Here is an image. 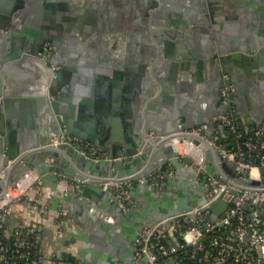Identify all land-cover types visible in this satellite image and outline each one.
<instances>
[{"label": "water", "instance_id": "95a60500", "mask_svg": "<svg viewBox=\"0 0 264 264\" xmlns=\"http://www.w3.org/2000/svg\"><path fill=\"white\" fill-rule=\"evenodd\" d=\"M165 1L148 4L160 14L172 2ZM192 4L184 5V16H178L188 27L179 33H185L183 39L171 33L164 46L165 35H156L167 64L157 48L131 42L116 53L125 69L113 75L121 80L86 83L87 77L78 76L81 83L72 84L77 51L84 56L98 49L106 55L118 51L91 38L101 13L91 11L89 21L96 27L87 34L74 29L71 0H0V75L5 81L4 90L0 88V198L10 186L34 176L23 197L40 205L34 211L38 222L58 225L72 262L135 264V241L146 227L167 218L174 222L208 202L209 175L220 183L264 189V166L260 177L240 169L242 182H234L212 164V147L219 152L227 145L210 142L221 130L230 144L238 145L229 141L233 133L227 123L220 124V116L239 119L246 132L264 124V0ZM165 15L161 18L177 24L176 16ZM143 33L151 37L149 30L140 29V41ZM46 41L56 46L50 54L42 46ZM21 66L31 67L28 75L20 73ZM226 83L232 85L228 101L222 92ZM99 105L123 116L111 123L102 116L97 128L90 114ZM202 124L207 127L200 134L191 132ZM63 134L90 140L106 157L95 159L81 147L60 142ZM176 140L189 141L191 149L181 152ZM168 168L174 173L166 176L163 187L140 180L157 175L160 181ZM125 181L132 182L126 192L112 186ZM229 205L221 196L211 201L210 220L224 217ZM62 209L69 220L59 225ZM174 241L180 243L177 237Z\"/></svg>", "mask_w": 264, "mask_h": 264}, {"label": "built area", "instance_id": "2783aa9c", "mask_svg": "<svg viewBox=\"0 0 264 264\" xmlns=\"http://www.w3.org/2000/svg\"><path fill=\"white\" fill-rule=\"evenodd\" d=\"M43 47L48 54L53 51L49 41L45 42ZM224 76L227 77V74ZM231 89L232 85L229 83L222 88L225 101L229 100ZM236 119L219 117L220 124H228L238 145L220 149L218 156L221 161L230 164L236 174L242 176L239 170L248 169L250 175L260 177V169L264 166V124L244 135L239 130ZM206 127V124H202L192 128L191 132L200 134L201 129ZM241 137L245 138L242 145L239 141ZM60 142L81 147L85 155L95 159L106 157L90 140L74 134H63ZM210 142L216 146L220 145L217 135L215 140ZM198 156L196 168L197 180L200 181L202 176L199 172L203 169V157L201 153ZM255 156L260 157L261 161H256ZM173 173V169L168 168L163 171L160 181L156 180L157 175L144 176L140 180L152 181L163 187L166 176H172ZM131 184V181L115 182L112 186L121 187L123 192H126ZM207 184L210 186L207 203L184 212L174 222L170 223L167 218L141 232L135 241V264H173L177 258L182 260L183 254L192 257L197 264H264V189L251 190L231 183H220L211 175ZM24 194L22 192L14 195L8 191L0 198V232L7 237L14 236L18 239L15 252L9 258L2 253L6 264H41L44 259L41 252L33 250L35 242L39 241V225L26 223L11 230L3 225L5 219L13 212L11 204L16 203ZM219 196L230 205L224 217L212 222L210 202ZM245 204H248L247 208L244 207ZM39 208L38 203L31 205L33 211ZM67 212V209L61 210V216L57 220L59 225L68 221ZM175 237L179 239V244L174 241ZM3 249L4 246L0 242V251Z\"/></svg>", "mask_w": 264, "mask_h": 264}, {"label": "crops", "instance_id": "0c3cea01", "mask_svg": "<svg viewBox=\"0 0 264 264\" xmlns=\"http://www.w3.org/2000/svg\"><path fill=\"white\" fill-rule=\"evenodd\" d=\"M97 45H101L102 47H106V44H97ZM108 47V46H107ZM110 48H113V46H109ZM101 48V47H100ZM118 49V51L116 50V52L120 53L121 52V46H117L116 47ZM101 49L95 50L93 55L90 54H86V56L83 55V53L78 52L79 55L78 57L73 58L74 59V63L72 64L73 67H71L72 70V74H73V78L70 80L72 84H77L78 82L81 83V81L76 80V77H87L86 79H89L86 81V83H92V79H94V81L96 82H100V81H108V80H121L120 78H116L113 75L114 71H122L125 69V65H122L121 60L122 58L120 56H116L114 55V57L112 55H107L106 56H102L103 53L100 52ZM12 51V50H10ZM109 53H112L111 51H109ZM111 56V57H109ZM72 59V60H73ZM69 60V61H72ZM127 65V64H126ZM23 68V69H22ZM31 67L29 66H21V70L20 73L22 74H27L28 75V70ZM109 78V79H108ZM91 79V80H90ZM0 88L2 89V91L4 90V79L2 74L0 75ZM61 86V85H60ZM135 85H132V88H134ZM22 88V87H21ZM136 88V87H135ZM173 90V89H172ZM174 94H176L178 96V100L181 99V93L178 91L174 90ZM23 95H27V93H24ZM33 95V94H32ZM179 102V101H177ZM100 106V105H99ZM102 106V105H101ZM97 107L92 109V113L90 114V116L93 117V120L96 127L100 128L101 126H98L97 122L99 121V119H101V117L103 116L104 119H107L108 121L113 122V118L114 117H122L123 115L120 114H114V110L108 109L107 107ZM79 117H86L84 112H80L78 111L76 113ZM13 119H11L12 121ZM102 123V122H101ZM126 123V122H123ZM242 123V122H241ZM16 124L18 126H20L21 124L19 123V120L16 122ZM245 123H242V125L244 126ZM113 126H109L110 129H112ZM121 129H124V127L121 126ZM216 135H217V142L218 144L222 145H227L228 147L234 146L232 144H230L226 137L223 135L221 130H217L216 131ZM231 140H235V137L233 135L232 138H230L229 141ZM237 142V140H235ZM214 146V145H212ZM213 148L212 151V161H213V166H219L220 170L224 172V174L226 176H228L229 178H231V180H233L234 182H242V176L236 174L234 172V169L232 168V166L230 164H227L226 162H223L220 160L218 154L219 152H216L215 148ZM181 152H185V150H181ZM217 163H219L217 165ZM34 176L28 177V179H23L22 181L19 182L18 187H14V186H10L9 187V191L10 193L17 195L19 193L24 194V192H26L30 186L33 185V179ZM47 194L49 192V189L45 188ZM17 190V191H16ZM43 216L46 218L49 216V210L48 207L45 206L44 207V211H43ZM58 220V219H57ZM67 220H69L67 218ZM71 220V219H70ZM37 222V216L35 214V212L31 209V205L29 204V200L27 197H22L21 199H18V201L15 204V208L13 209V212L5 219L4 221V227L7 228L8 230H11L17 226L26 224V223H35ZM58 223V221H56ZM40 234H39V246H40V251L44 256V259L42 261L41 264H82V262L80 261H70L67 258L68 252H70L71 249H69L68 247L64 246L63 244V238L59 237V232H61L58 229V225H50L48 223H40ZM72 229V227H68V230Z\"/></svg>", "mask_w": 264, "mask_h": 264}, {"label": "flooded vegetation", "instance_id": "af4514ba", "mask_svg": "<svg viewBox=\"0 0 264 264\" xmlns=\"http://www.w3.org/2000/svg\"><path fill=\"white\" fill-rule=\"evenodd\" d=\"M73 3V9H71V21L74 23V29L84 30L86 33L93 29L92 22L89 21L92 12L101 13V23L97 25V31L91 35L94 39L93 42L96 44H106V46H126L129 43H146L148 46L157 48L158 55L165 56V54L158 51L160 40H157V34H164L163 45L167 44L168 40L171 39L170 34H175L176 37L183 39L184 34H179L181 31H187L186 21L180 23L178 16H184L187 10L184 5L194 6L188 0H166L165 2H171L165 5V8H161L160 14L156 13V6H150L148 3L150 0H71ZM156 1V0H151ZM218 2V1H217ZM217 2L214 4L217 6ZM169 14L170 18L175 19L177 24H172L166 21V18H161ZM199 14V13H198ZM158 15V16H157ZM163 15V16H162ZM171 20V21H172ZM96 27V26H94ZM149 30L151 37L144 34V41H140L137 35L139 30ZM98 32V33H97ZM75 33V32H72ZM97 35H96V34ZM129 34L124 37L122 34ZM88 34V33H87ZM132 34V35H131ZM130 36V37H129ZM132 36V37H131ZM128 37V38H127ZM86 38V37H84ZM90 37H88L89 39ZM87 40V38H86ZM47 42V41H46ZM150 42V43H148ZM53 50L56 46L52 43ZM150 44V45H149ZM43 46V44H42ZM66 53V52H65ZM115 53V54H114ZM109 53L108 55H116L117 52ZM102 56H106V52ZM117 56V55H116ZM165 64L169 62V59L165 60Z\"/></svg>", "mask_w": 264, "mask_h": 264}, {"label": "trees", "instance_id": "16d2710c", "mask_svg": "<svg viewBox=\"0 0 264 264\" xmlns=\"http://www.w3.org/2000/svg\"><path fill=\"white\" fill-rule=\"evenodd\" d=\"M236 120L239 124V130L242 131L244 135H247L249 132H246L241 121L239 119H236ZM239 141L241 142V145H242L243 141H244V137H241L239 139ZM254 158L256 161H259V162L261 161L260 157L255 156ZM35 224L40 226V222H38V221L35 222ZM221 229L223 230V228H221ZM33 239L35 240L36 237H33ZM17 241H18V239L16 237H14V236L7 237L5 235H2V233L0 232V242L4 246V249L2 251H0V264H6L5 259L9 258L13 254V252H15L14 250L17 247ZM33 250H35L36 252H41L40 246H39V241L35 242ZM2 253H5V255H6L5 259L2 258ZM182 256H183L182 260L177 258V260L173 264H197L196 262H194V259L192 257L184 255V254Z\"/></svg>", "mask_w": 264, "mask_h": 264}, {"label": "bare ground", "instance_id": "6f19581e", "mask_svg": "<svg viewBox=\"0 0 264 264\" xmlns=\"http://www.w3.org/2000/svg\"><path fill=\"white\" fill-rule=\"evenodd\" d=\"M175 144L179 147L180 150H189L191 149V143L189 141H184V142H181V141H175ZM28 179V177H26V180ZM17 191V190H16ZM11 195V194H10ZM9 195V196H10Z\"/></svg>", "mask_w": 264, "mask_h": 264}, {"label": "rangeland", "instance_id": "374dc122", "mask_svg": "<svg viewBox=\"0 0 264 264\" xmlns=\"http://www.w3.org/2000/svg\"><path fill=\"white\" fill-rule=\"evenodd\" d=\"M186 152V151H185Z\"/></svg>", "mask_w": 264, "mask_h": 264}]
</instances>
